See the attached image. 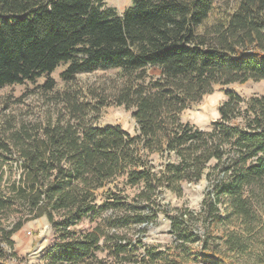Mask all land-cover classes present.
<instances>
[{"label":"trees","instance_id":"trees-1","mask_svg":"<svg viewBox=\"0 0 264 264\" xmlns=\"http://www.w3.org/2000/svg\"><path fill=\"white\" fill-rule=\"evenodd\" d=\"M218 1L133 0L120 11L104 0H0V88L61 64L68 82L98 69L121 80L109 93L61 92L65 111L55 120L1 133L0 264L17 257L13 236L42 217L53 231L42 264L244 257L264 195V94L228 90L208 129L181 118L217 84L264 79V0L227 10ZM109 105L132 110L134 134L94 122ZM154 155L165 157L159 168ZM204 177L198 212L162 203L167 191L182 195ZM161 214L171 234L163 248L145 241Z\"/></svg>","mask_w":264,"mask_h":264},{"label":"rangeland","instance_id":"rangeland-1","mask_svg":"<svg viewBox=\"0 0 264 264\" xmlns=\"http://www.w3.org/2000/svg\"><path fill=\"white\" fill-rule=\"evenodd\" d=\"M104 1L108 6L116 7L120 11L133 3V0ZM239 1L219 0L216 5L220 9L227 10L235 7ZM67 66L68 64H61L53 73L45 74L35 81L0 88V135L4 131L3 135L7 136L9 130L13 131L22 124L31 126L55 120L65 111L64 103L59 96L61 92L103 87L109 93L121 82L117 70L102 69L79 73L74 80L68 82L62 76ZM49 81H53L54 84L51 88L47 86ZM228 90H234L244 98L261 95L264 94V79L228 85L217 84L210 94L205 95L200 102L190 105L181 113L182 120L200 128H210L212 123L220 117L219 106L226 100ZM94 122L99 126L120 125L131 134H134L137 129V121L133 117L132 110H128L125 106L104 107L99 118ZM164 159V156L154 155L157 167ZM17 173L18 169L15 174L18 175ZM208 186L209 181L205 177L197 183H185L182 195L167 191L162 203L168 206L171 213H176V209L181 207L198 212ZM261 199L260 204H256L258 218L251 223L250 233H246L248 251L244 257L237 260L236 264H264V195ZM19 217V215H13L10 221L15 222ZM229 225L232 229H236L234 221ZM80 226L87 227L88 221L86 220ZM169 229V220L161 214L159 224L149 228L145 238L146 243L150 246L158 245L161 248L168 245L171 241ZM52 238L53 231L45 217L30 220L13 236L17 257L8 260L6 264H42L40 257L50 247Z\"/></svg>","mask_w":264,"mask_h":264}]
</instances>
